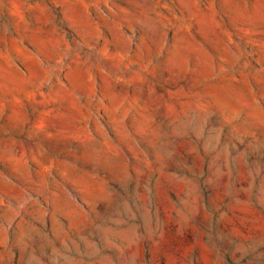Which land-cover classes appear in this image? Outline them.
<instances>
[{"label": "rangeland", "instance_id": "1", "mask_svg": "<svg viewBox=\"0 0 264 264\" xmlns=\"http://www.w3.org/2000/svg\"><path fill=\"white\" fill-rule=\"evenodd\" d=\"M0 264H264V0H0Z\"/></svg>", "mask_w": 264, "mask_h": 264}]
</instances>
